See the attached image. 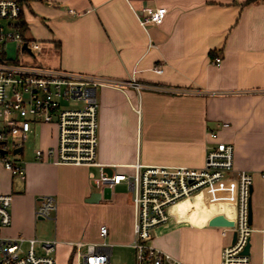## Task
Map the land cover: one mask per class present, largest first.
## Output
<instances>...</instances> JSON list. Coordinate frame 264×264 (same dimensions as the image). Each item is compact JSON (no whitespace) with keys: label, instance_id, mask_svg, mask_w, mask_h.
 Returning <instances> with one entry per match:
<instances>
[{"label":"crops","instance_id":"crops-1","mask_svg":"<svg viewBox=\"0 0 264 264\" xmlns=\"http://www.w3.org/2000/svg\"><path fill=\"white\" fill-rule=\"evenodd\" d=\"M21 6L22 35L39 45L35 65L115 83L96 91L97 160L116 167L105 173H129L135 162L201 168L206 148L223 142L233 148L234 171L252 175V207L254 193L263 201L264 0H27ZM146 8L166 9L163 21L142 28L134 12L143 15ZM132 81L143 88L138 92ZM35 127V150L55 145L54 126ZM35 150L22 159L24 179L2 170L0 195L12 197L5 237H36L34 209L49 196L54 237L67 245L104 242L111 247L109 264L114 247L134 252L129 191H108L98 203H86L98 192L88 179L96 170L37 162ZM235 200L230 176L174 204L151 245L182 264H220L231 242L230 233L221 231L234 227ZM75 210L96 219L74 225ZM217 217L232 225H211ZM100 226L107 228L105 238L98 235Z\"/></svg>","mask_w":264,"mask_h":264},{"label":"built area","instance_id":"built-area-1","mask_svg":"<svg viewBox=\"0 0 264 264\" xmlns=\"http://www.w3.org/2000/svg\"><path fill=\"white\" fill-rule=\"evenodd\" d=\"M21 12L22 6L17 0H0V164L3 168L24 179L22 158L16 156L22 154V145L31 137L35 126L53 125L57 131L55 145L35 150L34 160L94 168L96 173H89L88 179L101 194L105 190L113 191L122 183L127 186L132 209L130 246L134 250L135 264H182L151 245L154 231L168 221V210L178 201L191 198L203 188L232 176L236 182V217L232 229L221 231L222 236L230 233L231 242L222 249L220 264H253L250 251L251 234L255 231L253 214L249 221L253 179L247 171H234L232 146L223 142L208 146L201 168L147 166L135 162L129 166V173H105L106 167L112 170L116 167L97 160L96 91L102 86H115V83L94 75L18 65L13 62L16 58L3 57V47L7 43L13 44L20 54L26 52L32 56L39 48L38 43L23 37L19 23ZM134 13L139 25L145 29L148 24L159 25L166 9L146 8L143 15ZM212 62L219 66L220 59ZM153 71L160 74L162 70L156 66ZM131 84L138 92L143 88L134 81ZM16 150L20 152L14 154ZM10 151L12 158L8 157ZM260 176L264 185V164ZM11 198V195H0V229L10 225ZM54 210L52 197H40L34 217L50 219ZM257 230L261 239L259 264H264V196L261 225ZM98 235L105 238L107 228L100 226ZM248 243L249 253L244 254ZM56 244L54 240L36 237L0 235V264H54ZM70 245L73 246L74 264H109L111 247L104 242L76 241Z\"/></svg>","mask_w":264,"mask_h":264},{"label":"rangeland","instance_id":"rangeland-1","mask_svg":"<svg viewBox=\"0 0 264 264\" xmlns=\"http://www.w3.org/2000/svg\"><path fill=\"white\" fill-rule=\"evenodd\" d=\"M4 49V54L3 57L5 55V57L9 58V59H15L16 61H13L15 64L18 65H24L27 67H37V65H35L33 63V61L35 60L33 58L32 55L24 52L22 54L19 53V51L15 48V46L11 43H7L6 45H4L3 47ZM53 126V125H52ZM42 127L40 126H36L35 127V131H40ZM53 133V132H52ZM39 137V132L37 134V136H32L30 137L27 141H25L22 145L23 148V152L20 155H17L16 157H20L22 159H26L28 157V155H30V153H32L35 150V145L37 142V139ZM57 137V131L55 130V139ZM54 146V145H52ZM8 157L12 158V152H8ZM2 165V164H1ZM4 168L1 167L0 168V179L3 181V179H5V173L4 171H2ZM4 173V174H3ZM10 173V172H9ZM10 175H12L10 173ZM13 177V175H12ZM17 177V176H14ZM210 188V187H208ZM208 188H203L202 190L198 191L197 193H195L198 195L200 192H203L205 190H207ZM114 194L118 195V196H124L128 194V189L126 187H117L115 189H113ZM253 207H252V211H253V229H255V231L251 234V258H252V263L253 264H259V256H260V245H261V239H260V235L258 233V230L260 228L261 225V214H262V196L260 195L259 198L257 196V193H254L253 196ZM183 200L178 201L182 202ZM11 211V204L9 207V212ZM51 217V216H50ZM93 218L94 220L96 219V217L94 218V215H91V213L89 214L88 212H84L82 213L81 211H73L70 214V219L72 221V223L74 225H76L77 223L83 222V220L87 219V218ZM38 223V228L36 231V237L40 240H45V238L50 237L51 240L55 239L57 240V244L55 246V251H54V264H74L75 262V257L73 254V246L72 245H67L63 240H59L58 237H54L53 236V225H51L50 222H48V219L45 220H37ZM0 235L1 236H5L8 235V231L6 230V228L0 229ZM34 236V235H32ZM46 236V237H45ZM120 249H117L116 247H114L112 249V264H124V263H129V264H135V254L133 251L130 250H122L119 252ZM119 252V253H117ZM117 259V261H116Z\"/></svg>","mask_w":264,"mask_h":264},{"label":"water","instance_id":"water-1","mask_svg":"<svg viewBox=\"0 0 264 264\" xmlns=\"http://www.w3.org/2000/svg\"><path fill=\"white\" fill-rule=\"evenodd\" d=\"M23 49L26 50L28 52V49L26 48V45H23ZM20 152V150H16L14 151V154L15 153H18ZM250 192H252V188L250 189ZM108 193V190H105L102 194L99 193V192H92L89 197L87 199H85V202L86 203H89V204H96L98 203L101 198H105L106 195ZM251 218H252V209L250 208V211H249V221H251ZM38 220H42V219H38ZM211 225H215V226H223V225H232L231 223H227L225 221L222 220L221 217H217L215 219H213L210 223ZM235 240V234L233 233L232 235V242H234ZM249 248H250V243H248L243 251L244 254H248L249 253Z\"/></svg>","mask_w":264,"mask_h":264},{"label":"trees","instance_id":"trees-1","mask_svg":"<svg viewBox=\"0 0 264 264\" xmlns=\"http://www.w3.org/2000/svg\"><path fill=\"white\" fill-rule=\"evenodd\" d=\"M17 1L21 5V4H23L27 0H17ZM22 28H23V23H22V21H20V29H22Z\"/></svg>","mask_w":264,"mask_h":264}]
</instances>
